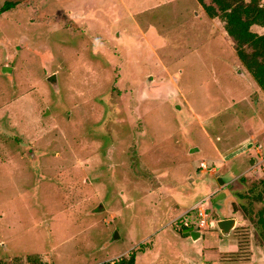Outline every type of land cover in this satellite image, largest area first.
I'll return each mask as SVG.
<instances>
[{"label": "rangeland", "instance_id": "1", "mask_svg": "<svg viewBox=\"0 0 264 264\" xmlns=\"http://www.w3.org/2000/svg\"><path fill=\"white\" fill-rule=\"evenodd\" d=\"M7 2L0 261L264 264V92L220 20L197 0Z\"/></svg>", "mask_w": 264, "mask_h": 264}, {"label": "trees", "instance_id": "2", "mask_svg": "<svg viewBox=\"0 0 264 264\" xmlns=\"http://www.w3.org/2000/svg\"><path fill=\"white\" fill-rule=\"evenodd\" d=\"M210 1V4H205L204 0H197L210 20H220L227 39L233 44L237 59L259 89L264 92V34L258 35L251 31L254 26L264 27V4L261 0ZM13 7V3H5L0 9V14ZM255 187L258 191L253 189L255 191L253 198L264 206V182H260ZM256 225L262 229L261 234L264 239L263 211H259ZM36 262L50 264L46 254L38 255ZM0 264L4 263L0 261ZM102 264H135V256Z\"/></svg>", "mask_w": 264, "mask_h": 264}, {"label": "water", "instance_id": "3", "mask_svg": "<svg viewBox=\"0 0 264 264\" xmlns=\"http://www.w3.org/2000/svg\"><path fill=\"white\" fill-rule=\"evenodd\" d=\"M219 183H223L221 179H219ZM236 220L234 219H226L217 222V228L223 236H228L231 230L235 227ZM202 233L200 231H194L193 229H186L183 231L184 237H191L193 239L200 238Z\"/></svg>", "mask_w": 264, "mask_h": 264}, {"label": "flooded vegetation", "instance_id": "4", "mask_svg": "<svg viewBox=\"0 0 264 264\" xmlns=\"http://www.w3.org/2000/svg\"><path fill=\"white\" fill-rule=\"evenodd\" d=\"M188 229H192V228H188Z\"/></svg>", "mask_w": 264, "mask_h": 264}, {"label": "crops", "instance_id": "5", "mask_svg": "<svg viewBox=\"0 0 264 264\" xmlns=\"http://www.w3.org/2000/svg\"><path fill=\"white\" fill-rule=\"evenodd\" d=\"M225 32V31H224ZM226 34V33H225Z\"/></svg>", "mask_w": 264, "mask_h": 264}]
</instances>
